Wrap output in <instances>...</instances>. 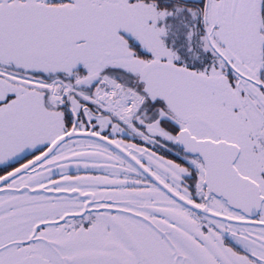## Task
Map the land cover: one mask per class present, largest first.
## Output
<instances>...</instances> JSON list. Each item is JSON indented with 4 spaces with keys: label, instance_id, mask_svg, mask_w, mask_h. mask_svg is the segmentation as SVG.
Masks as SVG:
<instances>
[{
    "label": "snow or ice",
    "instance_id": "6c2138e0",
    "mask_svg": "<svg viewBox=\"0 0 264 264\" xmlns=\"http://www.w3.org/2000/svg\"><path fill=\"white\" fill-rule=\"evenodd\" d=\"M0 264H264V0H0Z\"/></svg>",
    "mask_w": 264,
    "mask_h": 264
}]
</instances>
